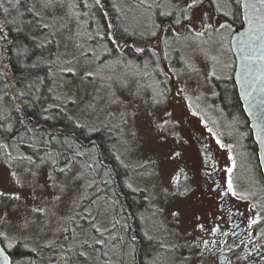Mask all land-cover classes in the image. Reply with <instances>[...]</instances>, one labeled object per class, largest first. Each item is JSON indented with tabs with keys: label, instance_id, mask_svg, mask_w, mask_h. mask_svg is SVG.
Here are the masks:
<instances>
[{
	"label": "rangeland",
	"instance_id": "374dc122",
	"mask_svg": "<svg viewBox=\"0 0 264 264\" xmlns=\"http://www.w3.org/2000/svg\"><path fill=\"white\" fill-rule=\"evenodd\" d=\"M116 2L127 25L145 35L143 45L133 47L151 49L161 67H168L164 84L150 56L141 62L123 52L112 56L101 42L97 43L102 33L91 3L32 0L47 25L42 39H54L58 46L52 63L56 102L78 122L91 129L107 127L115 135L120 157L132 167L131 184L146 191L144 228L161 244L147 264H204L194 247L200 210L197 195L190 189L193 174L188 145L181 138L179 110L186 96L194 95L195 100L204 102L207 93L215 90L214 76L231 77L235 56L230 37L237 25V0H203L194 9H187L191 0ZM171 14L173 20L167 18ZM184 15H194L197 22L204 16L212 27L196 37L184 29L188 23ZM169 29L174 34H166ZM4 42L5 32L0 27V192L7 194L0 196V230L10 236L13 247L21 241L32 250L31 256H23L14 264H60L61 247L71 264H133V234L123 205L113 191H108L110 181L99 176L100 163L91 150L78 147V156L68 158L64 166H59V156H53V149L45 150L44 141L42 157L38 146L31 149L38 156L35 162L28 161V149L16 146V142L12 144L14 154L8 149L11 156L6 153L5 145L10 146L15 137L22 139L20 134L9 133L15 118L10 116L6 95L13 93ZM115 43L122 48L123 43ZM176 50L183 60L182 69L172 64L177 56L173 62L167 58ZM66 67L74 68L75 74L62 72ZM86 71L93 75L86 76ZM34 141L37 145V132ZM176 152L180 155L175 156ZM61 159L65 157L61 155ZM16 195L20 198L14 199ZM36 208L44 212L33 211ZM84 224L89 227L88 233L83 230ZM104 236L111 242L105 251L101 243H96ZM86 248L90 254L81 255Z\"/></svg>",
	"mask_w": 264,
	"mask_h": 264
},
{
	"label": "flooded vegetation",
	"instance_id": "af4514ba",
	"mask_svg": "<svg viewBox=\"0 0 264 264\" xmlns=\"http://www.w3.org/2000/svg\"><path fill=\"white\" fill-rule=\"evenodd\" d=\"M238 1L240 3V0ZM135 29L138 33L141 32L138 28ZM171 33L174 34L169 29L166 34ZM143 41L145 42V35ZM171 42L172 40L170 44ZM108 45L109 43H106V46ZM133 45L141 44L133 43ZM3 47L4 52L7 53L6 45ZM136 55H138L139 62L147 56L151 57L153 65L156 62V53L151 49H146L144 53L140 51ZM175 57L176 60L173 62ZM167 58L173 62V65L176 64V67H182L183 60L178 50L175 51L173 57L168 56ZM159 64L161 65L160 62ZM165 68L168 69V67L160 66V69H164V72L160 70L159 73L162 78L166 74ZM161 80L164 84V78ZM211 80L215 90L207 91L204 102L195 100L194 95L186 96V103L179 110L181 138L188 145L193 174L190 189L197 195L200 210L196 223L194 247L199 252V257L203 259L204 264H264V235H262L264 219L253 225L252 228L248 227L250 219L256 215V212L264 209V170L258 153V145L239 96L233 73L227 79L214 76ZM10 81L12 93H14L15 85H13L12 77ZM229 81L236 89L231 93L227 91L226 86ZM163 90L166 93L165 88ZM9 108L12 112V107ZM36 132L37 145L34 144ZM9 133L12 136L20 134L22 140L15 137L16 140L11 141L10 146L5 145L8 155L14 154L12 144L16 142L14 143L16 146L28 149V161L32 159V162H35L38 159V156L31 150L34 146L40 148L37 151L42 157L41 144H43L44 137L41 124L25 123V125L19 124L17 128L13 125ZM217 139L225 147H220V144H217ZM46 145L45 150L53 149L55 152L53 156H56L55 147L51 148L50 144ZM229 167L233 168L232 173L226 171ZM229 176L232 178L235 191L242 194L244 199H239L227 191ZM253 205L256 208H253ZM260 215L264 217V211H260ZM199 224L204 225L205 231L199 229ZM217 226L220 231L214 236H210L211 229ZM83 230L88 233L89 227L85 225ZM204 239L209 241L215 239L217 243L210 242L205 247L202 244ZM101 240L103 241L101 243L102 250L104 248L108 250L111 242L106 236L101 237ZM76 244L80 243L76 242ZM89 254L90 250L86 248L84 255Z\"/></svg>",
	"mask_w": 264,
	"mask_h": 264
},
{
	"label": "trees",
	"instance_id": "16d2710c",
	"mask_svg": "<svg viewBox=\"0 0 264 264\" xmlns=\"http://www.w3.org/2000/svg\"><path fill=\"white\" fill-rule=\"evenodd\" d=\"M76 1L82 5L84 2L91 3V12L97 18L99 32L102 33L97 43H109V49L113 50L114 55L123 52L130 57H138V52L132 45L143 44L144 35L127 25L116 0H99V3L96 0ZM235 3L238 16L234 20L241 26L243 21L240 3L238 0ZM172 16L167 18L173 20ZM161 19L166 20L164 16ZM0 20L4 24L0 27L5 32L6 65L15 85L14 93H7L9 107H12L11 115L15 118L14 125L41 124L45 143H53L55 146L59 166H64L71 158H76L78 147L91 150V154L100 163L99 176L110 181L108 191H113L114 198L123 205V212L133 234L131 260L133 264H147L148 258L160 249L161 244L157 237L150 236L144 228L142 211L148 206L146 191L131 184L132 167L120 157L116 149L115 135L104 126L91 129L58 106L52 73V63L58 46L54 39H42L47 27L41 15L34 9L32 0H0ZM115 40L123 43L122 48H117ZM226 86L230 93L236 90L230 81ZM231 99L233 100L232 97ZM61 155L65 157L64 160ZM94 182L98 184L99 178L95 176ZM24 246L18 241L14 247L7 248L13 264L23 256L32 255V250ZM61 251L63 253L60 264H71L67 256L64 258L62 247Z\"/></svg>",
	"mask_w": 264,
	"mask_h": 264
},
{
	"label": "water",
	"instance_id": "95a60500",
	"mask_svg": "<svg viewBox=\"0 0 264 264\" xmlns=\"http://www.w3.org/2000/svg\"><path fill=\"white\" fill-rule=\"evenodd\" d=\"M242 25L230 37L235 56L233 78L249 118L264 170V0H240ZM5 249L0 264L12 259ZM4 257H7L5 260Z\"/></svg>",
	"mask_w": 264,
	"mask_h": 264
},
{
	"label": "snow or ice",
	"instance_id": "6c2138e0",
	"mask_svg": "<svg viewBox=\"0 0 264 264\" xmlns=\"http://www.w3.org/2000/svg\"><path fill=\"white\" fill-rule=\"evenodd\" d=\"M97 3H99V0H96ZM203 4V0H191V3L187 4V9H194V8H197L198 6L202 5ZM47 6V5H45ZM5 11H7V9H5ZM183 19L188 21L187 24H184L183 27L185 30H187L188 32L190 33H194V35L196 37H199V36H203L205 35V31L203 29H206V28H210L212 27V25L210 23H206L205 22V18L204 16H201L199 21L197 22V20L195 19L194 15L193 16H190V15H184L183 16ZM177 23H180V21L178 20ZM198 25H199V28H198ZM45 27H47V25H45ZM221 28H226L228 27V25H220ZM153 35H155V33H153ZM137 52H140V51H143V49H139L137 48L136 49ZM68 64H71L72 62L71 61H68L67 62ZM61 71H67L69 73H73L75 74V69L72 68V67H66V68H62ZM85 75L88 76V77H91L93 75V73L91 71H86L85 72ZM165 123H167V121H165ZM158 128L162 127L161 125H157ZM209 131H211V129H209ZM217 144H220V147H225L224 144H221L220 140L217 139ZM180 153L179 152H176L175 153V156H179ZM231 159V157H229ZM228 173H232L233 171V168L229 167L227 170H226ZM13 175L15 176V173H13ZM227 191L230 192L233 196H236L237 198L239 199H244L245 197L242 195V194H239L235 191L234 189V186H233V181H232V178L231 176H229L228 178V181H227ZM183 194V193H182ZM7 195L6 193L4 192H0V196H5ZM14 199H19L20 197L18 195L14 196L13 197ZM253 208H256L255 205H253ZM33 211L35 212H39V213H43L44 212V209L42 208H36V209H33ZM260 211H264V209H261ZM260 211H257L256 212V215L250 219L249 221V224H248V227L249 228H252L253 225H256L260 222L261 219H264V217H261L260 215ZM174 216L176 215H179L178 213H173ZM199 229L201 231H205V228H204V225L203 224H199L198 225ZM92 228L95 229L96 232H100V229L98 227H96L95 224H92ZM67 229H65L66 231ZM220 230H219V227H213L211 229V231L209 232V235L210 236H214L216 233H218ZM102 235V233H101ZM226 235V234H225ZM249 235H251V233H249ZM262 235H264V233H262ZM212 243V244H216L217 241L215 239L209 241L208 239H204L202 240V244L207 247L209 245V243ZM85 244H87V240L84 241ZM96 243H103L102 240H96ZM2 244H6L7 247H12L13 246V241L12 239L10 238V236L4 232H0V245ZM91 247V245H89ZM5 249L3 248H0V255L3 254ZM81 255H84V253L82 252ZM4 259L6 260L7 257H4ZM8 264H11V262H8Z\"/></svg>",
	"mask_w": 264,
	"mask_h": 264
},
{
	"label": "bare ground",
	"instance_id": "6f19581e",
	"mask_svg": "<svg viewBox=\"0 0 264 264\" xmlns=\"http://www.w3.org/2000/svg\"><path fill=\"white\" fill-rule=\"evenodd\" d=\"M172 15V14H171ZM170 15V16H171ZM161 16V15H160ZM166 18V17H165ZM141 33H143V32H141ZM144 35V34H143ZM122 43V42H121ZM141 45H143V44H141ZM103 46L105 47V49H106V52L107 53H112L113 54V50L112 51H110V49H109V45L108 46H106V44L104 43L103 44ZM146 50V49H145ZM145 50H143L144 52H145ZM119 51V50H118ZM142 51V53H144ZM6 53V52H5ZM121 53V52H120ZM119 54V53H118ZM125 54V53H124ZM117 55V54H116ZM127 55V54H126ZM6 56H7V53H6ZM6 56H5V58H6ZM112 56H114V54L112 55ZM128 56V55H127ZM158 59V56H157V54H156V65H155V68H156V74H157V76H158V78L160 77V64H159V61L157 60ZM158 69V70H157ZM159 80H160V82H161V85H163V83H162V80L159 78ZM6 95H7V93H6ZM255 139V138H254ZM257 143V142H256ZM258 145V144H257ZM258 153H259V148H258ZM4 245V244H3ZM5 247V246H4ZM6 249H7V247H5ZM8 251V250H7Z\"/></svg>",
	"mask_w": 264,
	"mask_h": 264
}]
</instances>
